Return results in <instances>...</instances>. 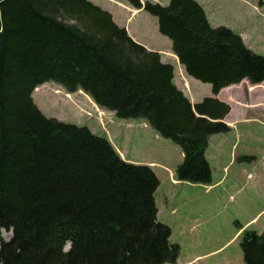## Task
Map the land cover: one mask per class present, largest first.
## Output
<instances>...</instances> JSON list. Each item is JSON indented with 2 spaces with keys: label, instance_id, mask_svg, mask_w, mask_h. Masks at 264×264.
I'll return each instance as SVG.
<instances>
[{
  "label": "trees",
  "instance_id": "16d2710c",
  "mask_svg": "<svg viewBox=\"0 0 264 264\" xmlns=\"http://www.w3.org/2000/svg\"><path fill=\"white\" fill-rule=\"evenodd\" d=\"M124 1L157 18L187 75L214 96L193 104L174 66L90 0H0V264H178L180 256L158 220L152 167L125 161L88 127L46 117L38 88L54 83L118 119L145 121L181 148L177 181L210 185L209 140L232 130V107L216 96L264 83V56L213 26L196 0ZM239 231L245 264H264V231Z\"/></svg>",
  "mask_w": 264,
  "mask_h": 264
},
{
  "label": "rangeland",
  "instance_id": "374dc122",
  "mask_svg": "<svg viewBox=\"0 0 264 264\" xmlns=\"http://www.w3.org/2000/svg\"><path fill=\"white\" fill-rule=\"evenodd\" d=\"M149 1L165 6L170 2ZM196 1L213 26L233 30L247 47L264 56V0ZM96 4L114 12L118 22L141 40L152 43L161 51L162 61L173 64L178 72V65L167 60L174 55L172 45L160 34L157 18L143 9H133L124 0ZM163 49H169V54ZM191 79L192 103L214 96L210 84ZM228 93H222L221 98L232 107L226 121L234 130L209 140L206 157L212 170L210 185L177 181L176 168L183 162L181 148L147 125L144 128L142 120L118 119L85 93L69 94L54 83L38 88L33 99L46 117L88 127L108 138L123 159L152 167L160 181L155 194L158 220L171 228L170 240L180 246L178 264L193 262L198 256L202 257L192 264H245L239 225L264 231V108L259 109V121L252 129L243 128L245 125L239 126V85L231 98ZM4 237L9 235L4 233Z\"/></svg>",
  "mask_w": 264,
  "mask_h": 264
},
{
  "label": "crops",
  "instance_id": "0c3cea01",
  "mask_svg": "<svg viewBox=\"0 0 264 264\" xmlns=\"http://www.w3.org/2000/svg\"><path fill=\"white\" fill-rule=\"evenodd\" d=\"M90 1H92L94 4H96V1H101L103 3L109 2V0H90ZM142 1L144 2L145 0H142ZM118 4L122 5L120 2ZM105 10H107L108 12H110L112 14L115 22L118 25H120L121 27H125L127 29L129 35L135 41L144 45L147 49H149L151 51L158 52L161 55V51L157 50V49L155 50V48H154L155 46H153L152 43L145 42V41L141 40L140 37L137 36V34H133L132 30L128 29L123 24H120L118 22V20L116 19V14L114 12H112L109 9H105ZM135 12H136V10H135ZM163 50L166 52V54H169V52H168L169 49H163ZM162 58H163V56L161 57V59ZM169 58H171V59H167V60H172L173 62H175L178 65V72L176 73V71H175V83H176V85L178 86L179 89H181L184 92V94L192 102V98H191V97H193L192 79H191L192 77L187 75L185 68L179 63L176 55H172V57L169 56ZM174 68H175V66H174ZM177 76H178V78H177ZM236 86H238V85H234V86L223 89L219 93V95L216 97L219 100L224 101L221 98V94L229 92L228 98L229 97L231 98L234 91H235ZM193 104H196V103H193ZM260 108H264V83H262L260 85H254V86L251 83H249V81H247V80L240 83L239 84V114H240L239 115V126L245 125V127H243V128L252 129V127L255 124H257V121H259L257 113L259 112ZM250 112H252V114H250ZM226 120H227V118L225 119V122L231 127V129H232L231 131H233L234 130L233 124L226 121ZM143 122H144L143 126L147 125V127H150L145 121H143ZM240 122H242V123H240ZM147 127L144 126V128H147ZM124 160L128 161L127 159H124ZM249 175H251V174H249ZM253 221H255V219ZM200 257H202V256H198L194 261H196ZM193 262H188L186 264H192Z\"/></svg>",
  "mask_w": 264,
  "mask_h": 264
},
{
  "label": "bare ground",
  "instance_id": "6f19581e",
  "mask_svg": "<svg viewBox=\"0 0 264 264\" xmlns=\"http://www.w3.org/2000/svg\"><path fill=\"white\" fill-rule=\"evenodd\" d=\"M86 95V94H85ZM87 96V95H86ZM88 97V96H87ZM93 102V101H92ZM94 103V102H93Z\"/></svg>",
  "mask_w": 264,
  "mask_h": 264
}]
</instances>
